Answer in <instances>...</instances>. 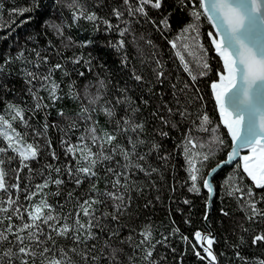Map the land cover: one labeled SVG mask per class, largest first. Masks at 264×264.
<instances>
[{
    "label": "trees",
    "instance_id": "1",
    "mask_svg": "<svg viewBox=\"0 0 264 264\" xmlns=\"http://www.w3.org/2000/svg\"><path fill=\"white\" fill-rule=\"evenodd\" d=\"M78 3L85 6L88 11H95L99 17L109 20L111 24L119 25V29L128 28L129 31L121 36L118 28L107 30V26L100 21L93 23L82 18L74 21V6H69L72 5V0H0V114L8 118L9 104L27 109L25 117L30 127L25 129L19 122H14V127L21 132L27 131L28 142H32L34 130L44 132L46 123L48 125L46 133L36 139L42 148L46 142L50 141L51 144V147L43 151L36 160L28 162L32 169L31 173L28 169L20 173L21 189L25 187L34 189L35 184L42 183L51 171L47 169V165L51 164L53 168L60 167L62 169L60 178L64 179L65 183L60 185L59 189L56 185L50 184L44 189V193L47 194L48 203L54 206L57 213L66 214L70 211L74 213L77 205L76 198L79 197L82 201L88 198V195H92L89 193L92 184H95L99 191L113 190L111 182L115 177L106 169L126 171L128 191L125 194V202L129 206L124 214L118 215L116 220L101 219L100 225L104 231L93 229L96 238L87 241L88 248L95 245L90 256H100L98 264H109L106 258L109 252L105 246L107 241L113 248L123 249L119 257L123 264H147L143 260L145 246L136 248V245L142 239L141 230L150 225L153 234L152 243L155 244L158 240L164 241L156 244L153 250L151 260L155 264H208L207 259L197 258L192 248V244L196 243L195 231L205 228L204 213L208 193L203 189L202 180H198V186L201 189L199 194L188 191L192 182L187 172L188 165L183 147L180 146L183 133L189 126L188 122H181L178 115H173L170 119L178 123V128H171L162 125L158 116L153 113L169 118L165 105L175 107L173 85H176L181 103L184 102L185 97L178 90L183 88L185 83L192 86L188 95H192L198 89V95L203 99L195 100V107L190 106L189 110L196 111L199 108L207 112L212 121L211 126L219 125L215 135L224 140V145L215 146V156L207 162L201 175L205 176L217 161L226 157L232 145L231 137L220 120L219 109L211 88V84L219 78L218 70H223L222 60L215 52L208 35L210 32L214 33L212 24L204 16L197 22L198 43L206 50V53H202L193 44L191 37L195 33H185L183 38L181 37V30L192 22V17L189 14L191 6L181 8L178 0H165L163 14L169 11L173 14L170 17L171 27L163 30H158L152 23L145 22L143 17L130 18L127 13L123 20L128 23L118 20L112 15V9H120L122 0H78ZM29 7L33 8V11L26 12L24 16L14 14L13 10ZM148 13L152 20L162 18V15L154 9H149ZM28 17H31L29 22L21 23ZM46 22L61 25L63 37L57 36ZM68 38H71L72 43L65 47L68 44ZM120 40L124 41V47L117 49L114 45ZM170 41H176L175 48L169 43ZM185 44L189 45L187 49L184 48ZM177 51H180L189 62L192 74L197 75L195 82L191 81L188 73L184 71L176 55ZM21 52H23L22 57L19 56ZM36 52H40L41 57L47 56V62L38 59ZM202 55L211 69L206 76L198 75L197 61ZM76 57L82 58L78 64L71 62ZM6 60L9 61L7 64L4 63ZM157 61L160 62L165 73L162 82L157 80L154 72L157 69ZM56 63L63 65V71L56 70L52 74V79L60 85L57 90L59 98L53 101L48 98L46 90H41L39 95L44 97L47 107L40 111H33L34 101L28 89L32 87L36 90L40 84L36 81H33L31 85L28 84L29 78L26 73L33 72L37 76L47 75L49 69ZM65 72L68 75H65ZM81 72L84 73L83 76L80 75ZM133 72L141 75L143 80L136 81ZM100 81L104 84L101 89L102 99L96 104H90L89 97L85 95V87L88 86L87 91L94 96L100 87ZM125 97L128 98L127 102H124ZM117 99L122 102L116 103ZM130 106L138 109L134 119L144 124L143 132L138 135L145 143L139 145L137 151L140 154L149 153L153 143L160 145V148L151 151L145 160L135 161L140 163L145 171L136 168L125 170L122 167L125 164L123 157L113 154L112 160L97 165L95 178L86 180L77 187L63 174L64 166L70 161L75 164L76 161L71 155H65L66 146H62L61 141L77 144L79 138L85 134V130L95 122L101 135L105 132L116 134L117 139L113 142V146H128L127 137L133 135L136 138L135 135L117 133L114 120L132 115ZM104 107L114 109L116 113L114 120L104 114L102 110ZM84 108L89 111L83 112ZM161 131L167 132L168 136H161L159 134ZM193 135L200 138L201 142H208L213 134L194 132ZM0 146L3 145L0 144ZM197 150L207 152L209 147L206 143L203 149ZM93 151L96 149L93 148ZM52 152H55L57 159L52 158ZM9 155L14 154L9 152ZM164 156H167L166 160L161 159ZM237 163L241 164V162ZM237 163L222 169L214 179L216 195L212 200L210 221L216 230L215 252L219 256L220 264H245V261L247 264H256L258 259L264 258V244L253 246L251 238L256 233L264 232V219L258 217L248 221L245 218V210L240 207L236 197L227 194L228 190L224 184L229 175H236L242 187L251 185L252 182L246 174H243V180H239L242 168L237 169ZM9 167L18 168L19 161H13ZM152 168L158 171L152 172L150 176L146 175V171ZM51 174L53 179L57 178L54 171ZM6 180L9 183L16 182L14 175L6 177ZM121 182L124 183L123 178ZM58 190L59 195H55L54 193ZM256 191L259 192V190ZM69 192L73 193L72 199L68 197ZM86 193L88 195H85ZM15 196L16 192L13 190V198ZM39 199V196L35 197L32 203L38 202ZM20 200L24 205L29 204V201L24 200L23 191L20 193ZM185 200L190 203H184ZM257 206L264 209V203ZM93 207L97 209L98 217L103 212H114L111 202H108L107 206L97 204ZM221 209L228 215H223ZM81 220L86 223L82 215ZM13 223H19V221L14 218ZM174 229L179 231L174 232ZM114 231H118L119 234L111 236L110 233ZM129 236L132 237L129 243H121ZM185 236L190 242L183 240ZM241 237L244 238L243 243H241ZM57 245L67 249L72 246V241L58 238ZM150 246L147 245V247ZM196 250L204 255L198 246ZM237 252L244 259L238 258ZM72 255L73 260L81 264L80 257ZM88 264H94V262L89 259Z\"/></svg>",
    "mask_w": 264,
    "mask_h": 264
},
{
    "label": "snow or ice",
    "instance_id": "2",
    "mask_svg": "<svg viewBox=\"0 0 264 264\" xmlns=\"http://www.w3.org/2000/svg\"><path fill=\"white\" fill-rule=\"evenodd\" d=\"M164 4L165 0H122L121 8H113L112 15L121 20V22L128 23V21L123 20L125 13H127L130 18H145V22L152 23L158 30L168 29L171 27L170 17L173 13L169 11L167 14H163ZM178 5L181 8L191 6L189 14L192 17V22L181 30V37L183 38L185 33H195L191 37L193 44L202 53H206V50L203 49V45L198 43L199 32L197 27V22L201 17H206L219 34V38L211 32L208 34L215 52L223 61V70H218V81H214L211 84V88L219 109L220 120L231 137V151L227 153L225 161H221L216 167L208 171L207 176L201 175L207 162L215 156V146L224 145V140L215 135L219 125L211 126L212 121L207 112L201 111L199 108L196 111L189 110L190 106L195 107V100H202L203 98L198 95V89L192 95H188L192 87L188 83H185L184 87L178 90L185 97L183 103H181L180 95L177 94L176 85L172 86L175 107L165 105L169 114L168 119L158 113H153V115L158 116L162 125L170 126L171 128H178V123L170 119L173 115H178L181 122H188L189 126L183 133L180 146L183 147L185 160L188 165L187 172L192 182L191 187L188 188L189 192L199 194L201 189L198 186V180H202L203 188L212 194L214 192V187L211 183L213 174L225 164L236 161L239 157V160L243 161L242 165L236 164L237 169L242 168L239 180H243V174H246L252 183L242 187L236 175H229L224 181L228 190L227 194L236 197L240 207L245 210V218L248 221H253L258 217L264 219V209L257 206L260 203H264V108L261 107L264 104V0H178ZM69 6H74V21L81 18L93 23L100 21L107 26V30H111L114 27L119 29V25L111 24L109 20L99 17L95 11H88L85 6L78 3V0H72V5ZM149 9L156 10L162 15V18L152 20L149 17ZM13 11L16 15L24 16L26 12L33 11V8L29 7ZM30 19L31 17H28L21 23H27ZM46 25L57 36L63 37V27L61 25L47 24V22ZM128 31V28L119 29L121 36H124ZM71 43V38H68V44L65 47L70 46ZM169 43L173 48L176 47V41H170ZM114 46L117 49H121L124 47V41L120 40ZM188 47L189 45H184L185 49ZM189 54L191 55L192 53L190 52ZM35 55L45 63L48 60L47 56L41 57L40 52H36ZM176 55L179 57L183 69L188 73L191 81L195 82L197 75L192 74L189 62L180 51H177ZM19 56L22 57L23 52ZM81 59V57H76L71 62L78 64ZM8 62L6 60L4 63L7 64ZM156 63L157 69L154 72L157 80L162 82V77H164L165 73L160 62L157 61ZM197 68L199 76H206L211 71L203 55L197 61ZM56 70L63 71V65L56 63L49 69L47 75L37 76L33 72L26 73L29 78L27 80L28 84L31 85L33 81L40 84V87L36 90H33L32 87L28 89L34 101L33 111H40L47 107L44 103V97L39 95L41 90H46L48 98L53 101L59 98L57 90L60 85L52 79V74ZM64 74L68 75L67 72ZM80 75L83 76L84 73L81 72ZM133 76L136 81L143 80V77L135 74V72H133ZM99 85L97 94L94 96L87 91L88 86L85 87V95L89 97L90 104H96L102 99L101 89L104 87L103 81H100ZM127 101L128 98L125 97L124 102ZM121 102L120 99L116 100V103ZM145 103L147 102L145 101ZM7 110L8 118L4 114H0V144L3 145L0 146V264H37V262L39 264H77L73 260L72 254L80 257L81 264H88L89 259L94 264H98L100 256H90V252L95 248V245H92V248H88L87 241L96 238L93 232L94 228L104 231V228L100 225L101 219L111 218L116 220L118 215L124 214L129 206L125 202V194L128 191L127 172L116 171L112 168L106 169L108 173L115 177L114 181L111 182L112 191L107 189L99 191L95 184H92L89 189V193H92V195L86 193L85 195H88V198L82 201L79 197L76 198L77 205L74 213L72 211L66 214L57 213L54 206L48 203L44 189L48 188L50 184L56 185L59 189V186L65 183L64 179L60 178L62 174L60 167L53 168L51 164L47 165V169L51 171H49L47 178L43 179L42 183L34 185V189L25 187L22 190L20 185V173L24 169H28L29 173L32 172L28 162L36 160L43 151L51 147L49 141L42 148L36 139L46 133L48 125L44 124V132L34 130L32 142H28V132L18 131L14 127V122L24 125L25 129L30 127L28 119L25 117L27 109L9 104ZM102 110L109 119L114 120L116 113L112 107H104ZM129 110L132 115L114 120L117 133H132L135 135L136 138L133 135L127 137L128 146H113V142L117 139L116 134L105 132L101 135L95 126V122L85 130V134L79 138L77 144L73 145L67 141H61L62 146H66L65 155H71L76 161L75 164H72L71 161L66 164L63 174L70 178L77 187L86 180L95 178L97 165L104 161L112 160L113 154L123 157L125 164L122 167L125 170L136 168L140 171H145L144 167L135 161L145 160L146 156L151 151L158 150L160 145L153 143L149 153L140 154L137 151V147L145 143L138 135L143 132L144 124L134 119V114L138 109L130 106ZM82 111L88 112L89 110L84 108ZM88 119L90 120L91 117L89 116ZM194 132L211 133L213 135L208 142H201L200 138L193 135ZM159 134L165 137L168 136V133L163 131ZM206 143L209 151L197 150L203 149ZM93 148L96 151H93ZM241 149H248V153L241 155ZM9 152L14 155H9ZM51 156L53 159H57L55 152H52ZM161 159L166 160L167 156L161 157ZM15 160L19 161V167L12 169L9 166ZM52 171L56 173L57 178H52ZM157 171L158 169L152 168L150 171H146L145 174L150 176L152 172ZM37 174L43 175L42 173ZM10 175L15 176V183H9L6 180V177ZM122 178L124 183L121 182ZM13 190L16 192L15 198H13ZM256 190H259V192ZM21 191L24 193V200L29 201L28 205H24L21 202ZM54 194L59 195V190ZM37 196L40 197L38 202L32 203ZM68 197L72 199L73 193L69 192ZM108 202H111L114 212H103L98 217L96 215L97 209L93 205L107 206ZM184 203L190 202L185 200ZM221 213L228 215L223 209H221ZM81 215L86 219V223L82 222ZM14 218L19 223H13ZM205 219H207V216H205ZM6 221L7 223H5ZM178 231L179 229H174V232ZM244 231H248V229H244ZM118 234V231L110 233L111 236ZM140 235L142 239L136 245V248L145 246L143 260L147 264H155L151 260L153 250L156 244L164 241L158 240L155 244L152 243L153 234L150 225L141 230ZM58 238L71 240L72 246L67 249L63 246H58ZM240 239L241 243H243L244 238L241 237ZM131 240L132 237L129 236L121 243H129ZM183 240L190 242L187 236L183 237ZM194 240L196 243L192 244V248L197 258L201 260L207 259L208 264H216L217 257L212 251L214 237L210 233L204 234L196 231ZM251 244L253 246L264 244V232L254 234L251 238ZM81 245H84V247H81ZM147 245L151 246L147 247ZM105 246L109 249L106 254L109 264H123L119 258L123 253V249L113 248L107 241ZM197 246L206 255H201V252L196 250ZM101 252L103 254V250ZM236 256L244 259L240 257L239 252L236 253ZM128 259L131 261V257ZM245 264H247V261H245ZM256 264H264V258L258 259Z\"/></svg>",
    "mask_w": 264,
    "mask_h": 264
},
{
    "label": "water",
    "instance_id": "3",
    "mask_svg": "<svg viewBox=\"0 0 264 264\" xmlns=\"http://www.w3.org/2000/svg\"><path fill=\"white\" fill-rule=\"evenodd\" d=\"M212 24V23H211ZM212 27H213V29H214V36H216L217 38H219V34L217 33V31H216V28L213 26V24H212ZM213 46V45H212ZM214 47V46H213ZM218 55V54H217ZM219 56V55H218ZM221 59V58H220ZM222 63H223V61H222ZM218 81V80H217ZM215 98V97H214ZM261 107L262 108H264V104H262L261 105ZM219 111V110H218ZM246 118H247V114H246ZM223 124V123H222ZM230 136V135H229ZM231 147H232V145H231ZM231 147H229V151H231ZM228 151V152H229ZM227 152V153H228ZM248 153V149H241L240 150V154L241 155H244V154H247ZM226 158H227V155H226V157L225 158H223V159H221V160H219V161H217V163H215L210 169H212V168H214V167H216V165L217 164H219L221 161H225L226 160ZM237 162H241V164H243V161H241V160H239V157L237 158V160L236 161H233V162H231V163H229V164H225L223 167H221L216 173H214L213 174V176L211 177V183H212V185H213V187H214V192L212 193V194H210L206 189V191H207V193H208V198H207V202H206V212L204 213L205 214V216H207V219H205V216H204V229H198V230H196V231H200V232H202V233H204V234H211L213 237H214V243H213V245H212V251H213V253L216 255V257H217V261H216V264H220V259H219V256H218V254H217V252H215L216 250H215V243H216V230H215V228L214 227H212L213 225H212V223H211V221H210V218H211V213H212V209H213V201L212 200H214V198H215V195H216V188H215V181H214V179H215V176L222 170V169H224V168H226V167H229V166H232V165H234L235 163H237ZM210 169L208 170V171H210ZM208 173V172H207ZM205 176H207V174H205ZM204 189V188H203ZM195 231V232H196ZM199 247V246H198ZM202 250V249H201ZM202 253H203V251H202ZM204 255H206L205 253H203Z\"/></svg>",
    "mask_w": 264,
    "mask_h": 264
}]
</instances>
